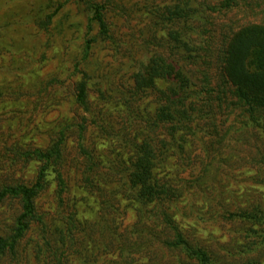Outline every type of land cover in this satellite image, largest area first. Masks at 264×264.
<instances>
[{
	"label": "rangeland",
	"instance_id": "1",
	"mask_svg": "<svg viewBox=\"0 0 264 264\" xmlns=\"http://www.w3.org/2000/svg\"><path fill=\"white\" fill-rule=\"evenodd\" d=\"M98 1L105 4L108 36L100 34L89 20L90 10L85 0H0V179L5 177L2 164L6 158L1 142L23 148L46 146L54 136L55 127L58 129L61 123L70 127L80 121L81 115L87 122L95 118L72 101L74 85L80 79L73 67L79 59L80 67L88 75L90 107L100 110L98 121L109 119L113 127L123 126L128 132L127 108L138 110V120L154 110L166 82L157 80L153 88L133 96L129 92L130 75L143 54L165 53L170 48L165 36L176 24L160 23L158 19L170 0ZM186 1L202 10L204 19L206 17L204 28L213 37L211 57L196 71L191 88H196L198 80L206 76L214 90L211 96L202 95L196 102L200 112L198 118L189 123L196 132L192 134L190 130L183 134V139L179 140L180 150L176 155L170 153L163 170L172 179V195L183 214L179 217L175 213L174 217L187 228L186 235L198 238L209 247L217 264H264V239L259 228L246 221L218 216L221 208L234 210L237 206H248L245 202L248 199L264 200L261 169L264 134L258 127L241 130L246 113L244 108L240 110L229 104L234 97L230 87L223 83L220 69L224 35L240 24L264 19V0H238L229 9L213 11L203 6L220 0ZM87 39H93L92 47L88 57L83 59ZM170 55L180 59V55ZM98 82L104 87L103 95L97 91ZM222 89L226 94L218 92ZM124 95L129 98L124 99ZM210 110L212 114H203ZM88 128L94 130L95 126L90 124ZM67 131L66 150L71 162L72 157L78 156L77 135ZM107 149L103 151L108 152ZM118 152L120 148L116 146L113 153ZM32 170L30 167L17 169L11 177L26 180ZM50 189L51 186L48 191ZM49 202L46 192L39 201V209H50ZM69 203L80 218H86L89 205L94 204L92 196L76 186L71 188ZM124 203L121 202L123 212L117 215V221H121L122 226L136 224L134 209ZM17 210L16 200L0 202V233ZM146 224L149 225L145 219L139 226ZM248 228H257V232L246 236ZM140 251L144 255L139 261H152V253L142 248ZM138 253L135 248L131 258ZM119 260L117 250L101 251L95 264H120ZM172 260L167 254L157 264ZM31 263L29 258L28 262L23 259V264Z\"/></svg>",
	"mask_w": 264,
	"mask_h": 264
},
{
	"label": "trees",
	"instance_id": "2",
	"mask_svg": "<svg viewBox=\"0 0 264 264\" xmlns=\"http://www.w3.org/2000/svg\"><path fill=\"white\" fill-rule=\"evenodd\" d=\"M85 1L90 10L89 20L100 34L108 36L104 2ZM237 1L208 2L203 9H229ZM158 19L160 23L176 24L165 36L170 48L165 53L143 54L130 75L129 92L133 96L153 88L157 80L166 82L154 110L145 114V119L140 118L144 120H138V110L129 107L128 132L126 127H113L109 119L98 121L100 110L90 107L88 75L80 67L79 59L73 67L80 79L74 85L72 101L95 118L87 122L81 115L80 121L70 127L61 123L58 129L55 127L54 136L46 146L23 148L1 142L6 158L2 164L5 177L0 179V202L16 200L18 210L0 233V264H23V259L28 262V258L31 264H95L98 253L113 250L120 256V264H157L167 254L173 260L162 264H217L209 247L198 238L186 235L187 228L174 217L175 213L179 217L183 214L172 195V179L163 171L170 153L176 155L180 150L183 134L190 130L192 134L196 132L189 125L200 112L196 102L214 90L206 76L198 80L196 88H191L196 71L211 57L213 37L204 28L206 17L202 10L186 0H170ZM224 37L220 69L223 83L230 87L234 97L229 104L240 110L244 108L246 117L241 130L258 127L264 134V19L240 24ZM92 41H85L83 59L90 54ZM170 54L180 55V59L171 58ZM103 89L98 82L100 95ZM218 92L226 94L223 89ZM203 114H212V110ZM90 124L95 126L94 130L88 128ZM67 130L77 135L78 156L72 157L71 162L66 150ZM116 146L120 152L113 153ZM27 167L33 168L28 179L11 177L17 169ZM261 169L264 172V165ZM72 186L93 198L94 204L89 205L86 218L77 217L76 209L69 203ZM46 192L50 209H39V201ZM121 202L134 209L136 224L122 226L117 221V215L123 212ZM245 202L246 207L221 208L218 216L255 225L264 239V200ZM145 219L149 225L139 226ZM247 230L246 236L257 232V228ZM135 248L137 253L141 248L152 253V261H139L144 255L141 251L131 258Z\"/></svg>",
	"mask_w": 264,
	"mask_h": 264
}]
</instances>
